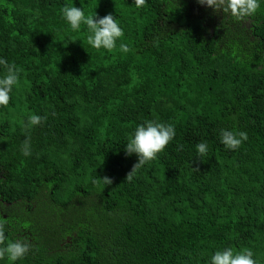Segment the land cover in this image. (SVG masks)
<instances>
[{"label": "trees", "instance_id": "trees-1", "mask_svg": "<svg viewBox=\"0 0 264 264\" xmlns=\"http://www.w3.org/2000/svg\"><path fill=\"white\" fill-rule=\"evenodd\" d=\"M65 5L112 14L117 48L88 45ZM0 57L20 70L0 107V225L30 245L16 264H210L226 247L264 264V5L236 21L199 0H0ZM145 120L176 135L132 172ZM222 128L248 140L227 150Z\"/></svg>", "mask_w": 264, "mask_h": 264}, {"label": "clouds", "instance_id": "clouds-1", "mask_svg": "<svg viewBox=\"0 0 264 264\" xmlns=\"http://www.w3.org/2000/svg\"><path fill=\"white\" fill-rule=\"evenodd\" d=\"M146 2L147 0H134L137 8L144 6ZM199 2L214 10L230 14L236 21L255 15L261 5H264V0H199ZM61 14L72 31L80 32L81 27L84 26L87 32V44L97 50L113 51L117 48V41L124 35L122 27L112 14L97 18L98 14L95 11L86 15L84 8L68 5L61 9ZM119 49L123 52L128 51V47L124 43L119 44ZM0 66L5 69L3 75H0V107H6L11 99L10 94L19 82L20 70L2 57H0ZM44 119L39 114H29L26 120V128L32 129L40 126ZM175 135V127L170 123L145 120L143 123L137 124L125 143L126 154L135 153L138 156V163L134 166L132 172L137 166L155 159L174 140ZM219 140L227 150L234 151L248 140V133L222 128L219 132ZM195 148L196 156L201 159L207 156L209 149L206 142L196 144ZM20 151L24 157L32 155L30 139L27 136ZM132 172L128 174L126 179H131ZM105 179L111 184V179L108 177H105ZM4 241V228L0 225V245H3L0 247V261L6 258L10 264H16L30 250V245L27 242L12 240L4 243ZM253 257L254 254L250 249L234 252L232 248L226 247L212 254L210 264H257Z\"/></svg>", "mask_w": 264, "mask_h": 264}]
</instances>
